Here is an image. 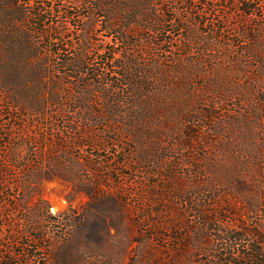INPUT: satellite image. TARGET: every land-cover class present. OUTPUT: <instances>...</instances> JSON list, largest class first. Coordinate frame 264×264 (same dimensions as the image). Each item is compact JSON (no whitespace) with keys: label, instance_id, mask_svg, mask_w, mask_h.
<instances>
[{"label":"rangeland","instance_id":"1","mask_svg":"<svg viewBox=\"0 0 264 264\" xmlns=\"http://www.w3.org/2000/svg\"><path fill=\"white\" fill-rule=\"evenodd\" d=\"M89 2L0 0V171L8 173L0 183L8 217L0 264L14 254L12 264H28L30 253L32 264L45 253L42 264H213L214 229L241 228L243 219L248 230L264 226V0H159L152 18L169 14L181 29L159 37L138 31L157 38L132 50L95 26ZM34 9L48 11L60 43L52 51L42 42L38 56L22 46ZM128 55L139 67L135 78L152 82L142 90L151 100L121 109L114 123L121 132L110 134L118 151L109 150L104 130L113 120L92 78L122 77L117 59ZM69 62L85 63L86 79ZM75 83L88 93L93 120L80 139L58 116L71 109L60 103L78 93ZM40 90L54 92L55 101L41 103ZM18 142L43 148L42 159L27 161ZM248 155H262L251 195L242 184ZM43 234L50 251L32 247Z\"/></svg>","mask_w":264,"mask_h":264},{"label":"trees","instance_id":"2","mask_svg":"<svg viewBox=\"0 0 264 264\" xmlns=\"http://www.w3.org/2000/svg\"><path fill=\"white\" fill-rule=\"evenodd\" d=\"M144 1H146V4L151 7H145L146 10H144V8L140 6L133 7L132 0H92V3L89 2L90 4H88L92 5L91 7H88V9L90 10L89 17L93 20L95 26L100 25L107 31L109 36L112 37L111 41L114 44H116L117 46H119V44H124L127 46L128 50H132L133 47L142 49V43L145 42V40H152L154 38H157V36L159 37V35L164 36L165 34L171 33L172 30L181 29L180 21L176 17L174 19L170 18L169 14L167 15L166 13H163L162 19L152 18V11L155 10L157 6H159V0ZM160 8L162 11L164 10L162 9V7ZM50 12L53 13V11L51 10ZM47 13L48 11L45 10L34 9V11L31 12L30 15L28 14L29 19H26V30H24V36L26 39L29 37L30 40H27V42L23 43L22 46L26 50L31 51V54H36V56L40 55V52H42L40 45L42 42L48 43L50 50H52V47L55 46V44H60L58 42V39H54L53 34L50 33V29L53 30L54 26L47 24L49 21V19L46 17ZM27 23H29V25ZM139 24H143V26ZM167 25L171 26L172 29H166ZM160 26H162V28H160ZM146 29H148V31H151L152 29L156 30L157 36L154 37L148 33V36L145 35V37H143L138 33V31H145ZM37 35L42 38V41L38 42L35 39V36ZM8 38H11V36ZM103 51L106 55L110 54L112 56V59L117 58L118 53L115 49L113 50L110 48H104L102 49V52ZM59 52L60 50L54 51L56 55L61 56V53ZM127 53L131 54L130 51H128ZM131 56L135 58V55H128L126 57V61L119 59L120 57H118L117 59L122 63L120 68L121 70H124L125 73L124 75H122V77L118 76L115 77L114 80H106L104 75L102 76L101 74H97V72L93 73V85L96 84L95 86L97 87V89L104 93L106 97L105 104L106 109L109 113L107 118L109 117L113 120V124L110 126H106V129L104 130V136H106L107 138H111L106 146V148H108L109 150L118 151V140L115 139V137L110 136V134L116 135L121 132L114 125V123L116 122L120 124L121 122L116 121L117 118H122L125 115L121 112V109L123 107H135L140 102H148L151 100L147 99V96L142 92V90L148 89L147 91L150 92V90L153 88L152 82L149 79L142 81V79L137 77L139 75H137L135 78L133 73L134 69H138L139 67L135 61L131 60ZM67 65L72 68V73L77 74L76 77L86 79V77L88 76L85 71V63L69 62L67 63ZM43 70L45 73H49V67H47V65L43 66L41 72ZM71 78L75 77L72 76ZM85 79H83V83H87ZM86 86L89 87L91 85L87 84ZM28 87L33 89L35 95V90L34 87H32V84L28 83ZM75 87L80 88L78 90V93L75 90ZM72 89H74L76 93L71 96V99H67V101L63 100L62 103H60L61 105H65L64 102L69 103L71 109L68 110V107L65 105L66 107L61 108L62 110L60 109V111L58 112V116H60L63 120H65L66 124H68V129L66 132L72 133L75 136H79L78 139H80L84 138L85 136V134L82 132L84 125L86 123H92L93 120L88 116V107L86 106V98L84 97L88 96V93L86 94L84 89L77 83H75ZM39 92L40 94L38 96L41 98V103H43L44 105L48 104V99H52L53 102L55 101V96L53 95L54 92L50 93L49 96L46 95L45 90H40ZM35 106L36 105H34L32 108H34ZM47 113H49V111H47V109H44V115H46ZM77 113L81 115V120H77V117H79L77 116ZM92 139L94 141L96 139V142H99L96 136H92ZM42 144L45 145L44 143ZM16 145L17 148H21V146L25 147V150L28 152L27 161L31 160L30 157H40L42 159L43 148L30 147L28 144L23 145V143L21 142L16 143ZM84 145L79 144L77 147L82 148ZM261 158L262 155H260L259 157L248 155L245 158L246 172H244V182L241 183L244 184L245 188H249L250 195L253 193V188L255 186H258V182L255 180L254 173L256 171L255 164L261 162ZM7 175L8 173L4 169L0 171V183L4 186L6 184V180H8L6 178ZM243 216H246V214L244 213ZM7 218L8 217L5 215L4 205L2 203L0 206V235L3 233L7 226ZM49 218L51 219V221H53L51 222V224L56 223V218L52 216H50ZM231 220L233 221L232 224H236L237 217L236 219L231 218ZM212 222L213 219L211 221V224ZM239 223L242 224L241 228L231 226L230 228H225V230L220 227V229H214L216 232L215 239L218 241L219 247L214 251L212 258L213 264H264V226L257 225L254 229L248 230L246 227L245 219H243V221ZM46 237L47 236L43 234L38 239H35V243L40 242L41 245L38 246L36 244L32 247L36 250L50 251V245ZM220 245H225L227 246V248H223ZM29 255L33 257L32 259L28 260L27 263L32 264L34 255L33 253H30ZM47 255L48 253H45V256L43 257H35L36 262H38V264H42V260L45 259ZM18 256L19 254H14L10 257H5V260L3 262L4 264H12V259Z\"/></svg>","mask_w":264,"mask_h":264}]
</instances>
